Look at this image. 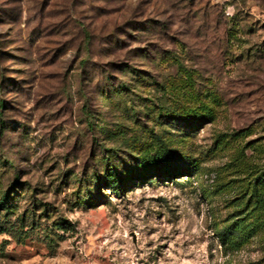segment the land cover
<instances>
[{"label": "rangeland", "instance_id": "obj_1", "mask_svg": "<svg viewBox=\"0 0 264 264\" xmlns=\"http://www.w3.org/2000/svg\"><path fill=\"white\" fill-rule=\"evenodd\" d=\"M262 171L264 0H0V264H264Z\"/></svg>", "mask_w": 264, "mask_h": 264}, {"label": "trees", "instance_id": "obj_2", "mask_svg": "<svg viewBox=\"0 0 264 264\" xmlns=\"http://www.w3.org/2000/svg\"><path fill=\"white\" fill-rule=\"evenodd\" d=\"M235 21H236L235 19L232 20L234 25H237V23H235ZM239 29H240V26L239 27L233 26L232 30L237 32V31H239ZM131 73L136 75L137 72H136V70L132 69ZM140 73H141V75H138V78H141L140 83H143V85H146V83L148 81V78L146 77L148 72H140ZM118 92H120L121 94L122 93L123 94L133 93L132 88L129 85L119 87ZM135 96H137V95L135 94ZM1 106L3 107V104H1ZM201 109H203V108H201ZM173 115H176V113H173ZM188 118H189V116L187 115L185 119L188 120ZM100 121H102V120H100ZM100 121L98 123H96L97 126L93 125L91 128H92L93 132L98 130V134L102 135V133H104V131H105V128L100 125ZM95 127H96V129H95ZM95 135H96V133H95ZM169 158H170V152L167 150H164L162 152L159 151L157 153H152L147 148L145 154H143V157L137 158L136 162H134V164H133L134 166L129 171L131 173L129 176H132L138 180H151V179H153V176H151L153 173H151V171H153L155 168H157V169L167 168V174L170 177H173V176L177 175L174 167L165 163V162H167V160ZM161 161H164V162H161ZM189 165H190V170L188 169L187 171H185V173H190V175H193L194 177L199 176L200 175L199 166L195 162L192 164L189 163ZM156 174L159 175L160 171L156 172ZM125 175L126 174H124V172L122 173V172L118 171L116 168H114L113 165L108 164L106 167V170H105L104 179H105L106 184L110 185V187L115 192L121 194L122 190H123L122 186L125 184ZM97 180H98V183L99 182L101 184L103 183L101 181V178H98ZM222 188H224V186H222ZM249 191L251 193H250L249 201L247 202L246 206L250 207V205L253 203V201H255L254 202L255 207L251 211L254 213V212H257L258 210H261V211L264 210V206H263V201H264V171H262L260 177H258L255 180L254 186L252 187V190H250V188H249ZM243 193H244V197H245L247 192L245 191ZM206 194L210 195V196L214 195V193H211V192H206L205 195ZM90 200H91V197H89V198H87V200H85V201H87L86 205L89 204ZM10 207L11 206L9 204L7 196L2 195L0 197V212L8 213L11 211ZM237 221H238L237 223H235V222L231 223V224H229V225H227V226H225L219 230V237H220V240L224 246L230 245L232 247H235L234 240H237V239H235V236L237 237L239 234H241L240 236H243V238L247 237V233L245 232V230L239 231V226H238L239 220H237ZM67 225H68V223H66V225H61L60 229L69 230ZM25 227H26V225L21 226L20 231L17 230L16 232H14L13 235H15L16 238H22V237L26 238L28 232H25ZM32 229H33V226H32ZM11 232H13V230H11V228L0 226V235H2L4 233H11Z\"/></svg>", "mask_w": 264, "mask_h": 264}]
</instances>
